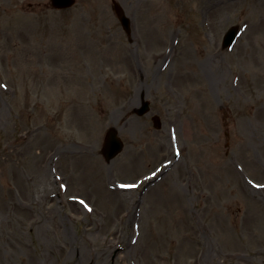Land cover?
<instances>
[{"label": "rangeland", "instance_id": "rangeland-1", "mask_svg": "<svg viewBox=\"0 0 264 264\" xmlns=\"http://www.w3.org/2000/svg\"><path fill=\"white\" fill-rule=\"evenodd\" d=\"M230 25L241 32L222 48ZM142 99L150 111L138 115ZM111 126L125 146L106 162ZM164 160L151 179L164 176L160 187L146 196L148 183L135 179ZM104 185L146 196L133 206L143 253L134 264H188L187 247L193 264H264V0H76L67 9L0 0V264L55 261L43 221L19 241L23 191L38 202L30 218L49 213L38 195L53 189L59 227L69 229L54 237L73 243L60 264L96 256L125 225L126 205L99 200L110 199ZM57 196L87 210L97 198L102 228L86 230L89 213ZM118 263L128 264L114 256L108 264Z\"/></svg>", "mask_w": 264, "mask_h": 264}, {"label": "bare ground", "instance_id": "bare-ground-1", "mask_svg": "<svg viewBox=\"0 0 264 264\" xmlns=\"http://www.w3.org/2000/svg\"><path fill=\"white\" fill-rule=\"evenodd\" d=\"M151 42L153 41V38L150 39ZM148 42V41H147ZM149 43V42H148ZM159 45H161V43L159 42ZM162 55V54H161ZM158 56V55H157ZM258 114H260L259 112H257ZM162 145H164L162 143ZM64 154V155H63ZM63 154H60V157H78L79 155L72 153V152H64ZM95 155L94 152H87V156L93 158ZM181 158V157H180ZM165 161V160H164ZM156 164L152 171H145L142 174H140L138 177H136L135 182L139 184H147V188L143 189L144 191L142 192L143 194L145 193V195L147 196L150 192H155V190H157L158 187H160V183L163 180V178L160 179V176H158L156 179H160L159 181H152L151 179L154 177L153 173L155 174L156 169L160 168L163 166V162ZM175 166V165H174ZM45 172L43 174H46L47 169L44 170ZM159 173V171H158ZM237 173V172H236ZM168 174V172L165 174V176ZM164 177V176H163ZM193 176L191 174L186 176V181L190 180L191 183L193 184ZM49 183H51V181L46 180L42 183V187L46 186L50 187L51 185H48ZM188 184V183H187ZM186 184V185H187ZM127 186V187H126ZM44 188V189H45ZM105 192L109 194L110 199H108L107 197L102 198L101 196H99V200H102L103 202L105 201H110L115 203L116 207L119 209L121 207V204L126 205V208H121L120 214H119V219L120 220H125V225H119V227L117 228V232L113 235L112 238L109 239H105L103 240V250L100 251L96 256L94 255H89L86 256V252L85 253H81L79 257L75 258L74 256H71L70 259L73 260L75 259L78 264H108L110 263V260L113 259L114 256V260L115 262H119V261H123V260H127L128 264H134L138 262H142V257H143V253H142V249H141V244L140 241L138 240L139 238V219L141 218V211L139 213H135L133 211L135 204L141 200L142 203L146 202V196L144 197H139L137 195H135V197L133 198V196L131 195L132 190V186H122V185H117V186H111V185H107L105 187ZM136 188V187H135ZM48 190V189H47ZM44 191L43 195H38V200L39 203L41 201H43V206L46 204H48L50 211L48 214H46V216H44L43 211L42 214H40L41 212H37L36 214H33L30 218L28 216L29 211L34 213L31 208H33V205L38 203L37 200H32V199H28L29 198V194H26L24 191L22 192V199L21 201H19V203H17L16 205L19 204V210L22 211V218H21V222L18 223V231H19V241L21 244H26V239L23 238V229L28 225V224H35L37 222H39V220L43 221L44 223H46L45 226H47L45 233L47 235H50V237H52V239H49V241L47 243H42V245L46 246L48 250L51 251V253L54 256V263L55 264H60V260L63 259V256H68V254H65V252H63V249H67V247L69 246L71 248V250H73V243L71 245H67L66 242L60 238L54 237V231L59 227V223H60V215L58 213H56L57 211V207H56V203L51 200V199H56V195L53 191V189H49V191L47 192ZM101 195V194H100ZM117 195H121L122 199H120L119 201L116 200L115 196ZM58 197V196H57ZM57 200L58 202L69 204L72 203V205H74L76 208L77 206L75 205L78 204L80 205V208H83V206L85 207V204H79L78 202L75 201H71L67 198H60ZM50 199V200H48ZM97 199V198H96ZM96 199H93V202L89 200H87V203L90 206V209H84V211H86L87 213H89L90 218H89V222L88 224L84 225L86 230H90L93 229V225L94 227H101L102 228V223L99 222V218L96 214V212L94 211L95 208V203H96ZM134 206V207H133ZM159 207V206H158ZM97 209V208H95ZM105 215V214H104ZM106 216V215H105ZM41 217L43 219H41ZM100 218H104L102 215L99 216ZM107 217V216H106ZM138 221V223H137ZM63 223V221H62ZM92 223V224H91ZM64 224V223H63ZM129 230V232H128ZM59 234L58 235H65L68 236L69 235V229L68 227L64 226L63 229H61L59 227L58 229ZM68 235H67V234ZM21 237V238H20ZM14 243L16 242V240L13 241ZM201 247H204V243L201 242ZM185 250H187V252L190 251L189 256L187 255V259H185L186 261H188V264H193V255H191V250L192 247H187L185 248ZM184 250V251H185ZM71 252V251H70ZM77 253V252H76ZM113 254V256H112ZM45 254H40V258L43 261L45 260ZM112 256V257H111ZM116 258V259H115ZM48 262V261H46ZM53 263V264H54ZM48 264H52L51 262H48ZM119 264V263H118Z\"/></svg>", "mask_w": 264, "mask_h": 264}, {"label": "water", "instance_id": "water-1", "mask_svg": "<svg viewBox=\"0 0 264 264\" xmlns=\"http://www.w3.org/2000/svg\"><path fill=\"white\" fill-rule=\"evenodd\" d=\"M74 0H51V4L53 7L56 8H63L72 5ZM114 9L116 11V14L121 21L123 28L126 31H129V19L124 15L122 9L119 7L118 4L114 3ZM236 27H231L225 34L223 45H229L233 41L235 35H236ZM148 111V102L144 101L141 108L137 110L138 114H142L144 112ZM156 119V125L159 126L157 117ZM122 141L120 137L117 135V131L115 128L111 127L107 130L104 138V143L102 147V152L104 154V157L107 161H109L111 158H113L121 149H122Z\"/></svg>", "mask_w": 264, "mask_h": 264}]
</instances>
